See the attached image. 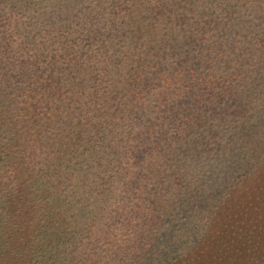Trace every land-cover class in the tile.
Here are the masks:
<instances>
[{
    "label": "trees",
    "instance_id": "16d2710c",
    "mask_svg": "<svg viewBox=\"0 0 264 264\" xmlns=\"http://www.w3.org/2000/svg\"><path fill=\"white\" fill-rule=\"evenodd\" d=\"M209 209L264 257V0H0V264H151Z\"/></svg>",
    "mask_w": 264,
    "mask_h": 264
},
{
    "label": "rangeland",
    "instance_id": "374dc122",
    "mask_svg": "<svg viewBox=\"0 0 264 264\" xmlns=\"http://www.w3.org/2000/svg\"><path fill=\"white\" fill-rule=\"evenodd\" d=\"M113 83L111 82L110 86L107 85L108 86L107 89L109 90L108 92L110 94H114L113 91H116L118 89V88L112 89ZM119 87H121V85H119ZM122 91L124 92L123 93L124 98L120 101V106H123L122 105L123 103L125 104V106H128V103L131 102L130 99L132 97V93H129L126 90L124 91V89L121 90V92ZM102 111L103 109L101 110V112ZM81 129H85V127L82 126ZM225 196L231 199L230 202H232L231 192H229L228 195L226 194ZM238 197L239 195L237 196V198ZM241 201L242 198L238 202ZM224 202L225 201L219 203L221 205H224ZM238 211H241V209H238ZM240 215L241 214L236 215V217H233L232 220L223 216V220L217 226L218 222L214 220V217H218L219 215L213 216V211L211 209H209L208 211H203L202 213L196 212V215L195 212L192 213V217L189 218L188 224H184L182 233L179 230V233L177 235L176 233L173 235L174 239L176 240L175 244L177 245L175 246V249L171 252H168L167 250L169 249L167 248V246L163 245L161 248H158V246H156L154 250L156 254L154 256L150 255L151 257L150 263L151 264H164V263L165 264H219L222 257L232 255L235 252L232 248L228 246L225 249H223L221 252L217 250L218 246L224 245L225 242L232 240L226 238L228 236V232H226L225 235H222L221 231L222 229L225 228L224 226L229 227L231 230L233 229V227H238L241 221H238L237 219L238 218L240 219ZM192 243L193 244L198 243V248H199L198 252L195 249L190 248ZM232 244L234 246V243H231L229 245ZM199 245L204 246V248L201 249ZM184 246H187V248L183 250ZM156 249H161L164 251V253H161V250H156ZM179 249H182V255L174 257L173 255L177 254L178 253L177 251ZM159 254L162 257H158L157 255ZM189 257L191 258L189 259ZM241 263H242V259L235 256V257H231L223 264H241ZM242 264H264V257L259 259L249 260L248 263H246L245 260Z\"/></svg>",
    "mask_w": 264,
    "mask_h": 264
}]
</instances>
